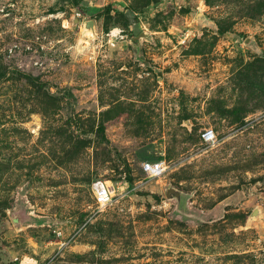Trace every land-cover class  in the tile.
Returning <instances> with one entry per match:
<instances>
[{"label": "rangeland", "instance_id": "1", "mask_svg": "<svg viewBox=\"0 0 264 264\" xmlns=\"http://www.w3.org/2000/svg\"><path fill=\"white\" fill-rule=\"evenodd\" d=\"M25 258L264 264V0H0V264Z\"/></svg>", "mask_w": 264, "mask_h": 264}, {"label": "built area", "instance_id": "2", "mask_svg": "<svg viewBox=\"0 0 264 264\" xmlns=\"http://www.w3.org/2000/svg\"><path fill=\"white\" fill-rule=\"evenodd\" d=\"M200 139L202 143L206 145L213 144L216 141L212 129H205L201 133ZM140 170L150 179H160L166 174L168 166L162 161H144L140 165ZM92 191L94 195V203L97 208H101L112 201L111 193L102 181L97 180L93 182Z\"/></svg>", "mask_w": 264, "mask_h": 264}, {"label": "bare ground", "instance_id": "3", "mask_svg": "<svg viewBox=\"0 0 264 264\" xmlns=\"http://www.w3.org/2000/svg\"><path fill=\"white\" fill-rule=\"evenodd\" d=\"M33 261L31 259L25 258L22 262V264H32Z\"/></svg>", "mask_w": 264, "mask_h": 264}, {"label": "water", "instance_id": "4", "mask_svg": "<svg viewBox=\"0 0 264 264\" xmlns=\"http://www.w3.org/2000/svg\"><path fill=\"white\" fill-rule=\"evenodd\" d=\"M85 28L93 29V24L91 22H87V23H85Z\"/></svg>", "mask_w": 264, "mask_h": 264}]
</instances>
